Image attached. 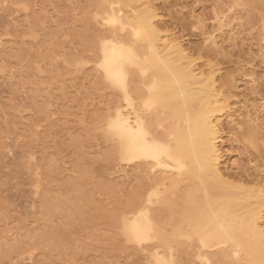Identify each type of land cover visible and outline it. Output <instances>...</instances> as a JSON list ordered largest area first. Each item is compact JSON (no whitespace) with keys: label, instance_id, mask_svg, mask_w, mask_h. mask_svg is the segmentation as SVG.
<instances>
[{"label":"rangeland","instance_id":"rangeland-1","mask_svg":"<svg viewBox=\"0 0 264 264\" xmlns=\"http://www.w3.org/2000/svg\"><path fill=\"white\" fill-rule=\"evenodd\" d=\"M110 5L130 19L148 6L158 46L184 50L170 62L209 82L199 89L217 101L219 167L233 183L206 186L194 166L166 179L150 206L157 237L138 244L121 219L159 173L118 154L120 90L97 65ZM136 46L149 56L146 43ZM149 64L150 81L169 74ZM155 109L141 110L157 135L180 124L174 110ZM257 188L264 192V0H0V264H254L207 237L203 220L209 204L233 195L239 221L257 210L264 232Z\"/></svg>","mask_w":264,"mask_h":264},{"label":"bare ground","instance_id":"bare-ground-1","mask_svg":"<svg viewBox=\"0 0 264 264\" xmlns=\"http://www.w3.org/2000/svg\"><path fill=\"white\" fill-rule=\"evenodd\" d=\"M144 10L140 15L132 9L130 19L129 16L120 15L119 9L109 6L103 18L109 33L101 41V57L97 61L104 78L120 90L122 104L115 108L111 127L116 130L121 160L135 163L136 166L150 165L152 172L159 173L145 198L124 212L121 219L127 240L136 244L157 237L154 233L156 222L150 206L158 194L159 186L166 179L181 176L194 166L202 172L201 181H207L206 186L211 185L209 179L218 187L233 185L219 167L217 131L213 122L218 110L217 101L209 99L199 89L209 85V82L207 84L206 79L194 73L189 66L185 65L182 71L181 63L170 62V54L183 55L182 45L164 40L162 46H158L157 40L160 37L154 25V14L148 6ZM224 26L221 20L219 28ZM205 40L215 43L213 35ZM139 41L146 43L149 56L136 46ZM149 61L159 63L157 68L169 74L165 78L150 81ZM135 73L139 75V81L134 79ZM114 78H118V83L113 82ZM156 106L174 110L180 124L165 128L162 135H157L155 128L148 124L145 112L141 110L143 108L151 112L157 110ZM156 126L164 129L160 122ZM254 197L260 200L264 192L257 188L253 191ZM234 199L230 195L226 201L209 204L203 220L206 236L231 242L236 257L241 253L254 264H264V232L257 221L258 212L256 210L253 217L239 221L242 214L239 213V203L231 202ZM237 231L241 234L237 235ZM204 246L202 240L201 247ZM196 256L201 263L208 262L207 251L200 249Z\"/></svg>","mask_w":264,"mask_h":264},{"label":"snow or ice","instance_id":"snow-or-ice-1","mask_svg":"<svg viewBox=\"0 0 264 264\" xmlns=\"http://www.w3.org/2000/svg\"><path fill=\"white\" fill-rule=\"evenodd\" d=\"M113 82L118 83V78H114Z\"/></svg>","mask_w":264,"mask_h":264}]
</instances>
